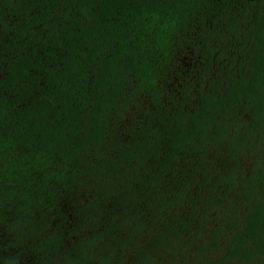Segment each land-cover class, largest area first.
Returning a JSON list of instances; mask_svg holds the SVG:
<instances>
[{
	"label": "trees",
	"instance_id": "trees-1",
	"mask_svg": "<svg viewBox=\"0 0 264 264\" xmlns=\"http://www.w3.org/2000/svg\"><path fill=\"white\" fill-rule=\"evenodd\" d=\"M0 264H264V0H0Z\"/></svg>",
	"mask_w": 264,
	"mask_h": 264
}]
</instances>
